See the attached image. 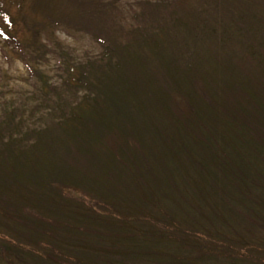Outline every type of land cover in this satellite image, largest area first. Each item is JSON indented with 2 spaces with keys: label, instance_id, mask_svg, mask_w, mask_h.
<instances>
[{
  "label": "trees",
  "instance_id": "1",
  "mask_svg": "<svg viewBox=\"0 0 264 264\" xmlns=\"http://www.w3.org/2000/svg\"><path fill=\"white\" fill-rule=\"evenodd\" d=\"M70 5L54 19L92 20L99 49L56 44L52 77L33 47L31 87L0 91L2 263L263 252L264 0Z\"/></svg>",
  "mask_w": 264,
  "mask_h": 264
},
{
  "label": "rangeland",
  "instance_id": "2",
  "mask_svg": "<svg viewBox=\"0 0 264 264\" xmlns=\"http://www.w3.org/2000/svg\"><path fill=\"white\" fill-rule=\"evenodd\" d=\"M73 7L70 0H0V91L4 96L11 100L12 96L19 97L20 90L31 87L27 80L30 78L28 65L38 61L37 57L29 54L35 49L33 47L45 46L41 66L52 77L56 72V57L52 53L56 44L78 50L97 49L98 45L92 39V34L88 33L94 25L92 20L88 21L90 24L83 26L77 25L73 20L69 23L54 19L55 14L66 10L69 13ZM71 14L73 15L72 12ZM7 16L10 20L5 18ZM75 28H87L85 33L88 34ZM77 196L79 197L78 194L75 197ZM175 232L176 236L181 235L179 231ZM159 247L165 249V244ZM169 247L175 249L174 243L172 247L169 244ZM248 253L250 259L244 264H264V251L256 249ZM2 261L0 259V264H3ZM217 264L226 263L219 261Z\"/></svg>",
  "mask_w": 264,
  "mask_h": 264
}]
</instances>
